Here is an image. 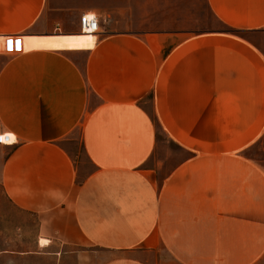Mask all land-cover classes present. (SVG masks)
Returning a JSON list of instances; mask_svg holds the SVG:
<instances>
[{
    "label": "crops",
    "instance_id": "0c3cea01",
    "mask_svg": "<svg viewBox=\"0 0 264 264\" xmlns=\"http://www.w3.org/2000/svg\"><path fill=\"white\" fill-rule=\"evenodd\" d=\"M206 4L224 28L99 13L93 42L36 46L88 10L0 0V194L36 221L0 238V264H264V0Z\"/></svg>",
    "mask_w": 264,
    "mask_h": 264
},
{
    "label": "rangeland",
    "instance_id": "374dc122",
    "mask_svg": "<svg viewBox=\"0 0 264 264\" xmlns=\"http://www.w3.org/2000/svg\"><path fill=\"white\" fill-rule=\"evenodd\" d=\"M54 5L65 7L67 12L73 10L80 14L83 10H88L97 15L102 13L110 20L111 26L118 30L141 32L181 29L198 33L224 28L212 17L206 0H54ZM65 19L68 21L69 16ZM51 40L52 37L38 39L36 46L45 45ZM72 137L74 139L71 141V147L81 155V148L77 144L78 131H75ZM249 154L264 164V129L260 139L250 147ZM15 227H21L32 237L36 228L35 218L14 208L10 201L0 194V238L10 237ZM28 233L21 235V238L26 236L28 239ZM4 245L5 242L2 246ZM4 249L7 248H0V251ZM73 254L59 253L54 256V260L46 264H75L76 258ZM29 262L36 264L35 261Z\"/></svg>",
    "mask_w": 264,
    "mask_h": 264
},
{
    "label": "built area",
    "instance_id": "2783aa9c",
    "mask_svg": "<svg viewBox=\"0 0 264 264\" xmlns=\"http://www.w3.org/2000/svg\"><path fill=\"white\" fill-rule=\"evenodd\" d=\"M99 27V18L97 14L93 12H84L79 16V31H85L87 33H96ZM10 37H0V49H9ZM0 144H11L15 140H11L9 133H0Z\"/></svg>",
    "mask_w": 264,
    "mask_h": 264
},
{
    "label": "bare ground",
    "instance_id": "6f19581e",
    "mask_svg": "<svg viewBox=\"0 0 264 264\" xmlns=\"http://www.w3.org/2000/svg\"><path fill=\"white\" fill-rule=\"evenodd\" d=\"M95 39L94 33H87L85 31H80L78 34L66 35V36H56L53 37L56 43H88L93 42Z\"/></svg>",
    "mask_w": 264,
    "mask_h": 264
},
{
    "label": "snow or ice",
    "instance_id": "6c2138e0",
    "mask_svg": "<svg viewBox=\"0 0 264 264\" xmlns=\"http://www.w3.org/2000/svg\"><path fill=\"white\" fill-rule=\"evenodd\" d=\"M9 50H11V41L9 42ZM2 139V137H0Z\"/></svg>",
    "mask_w": 264,
    "mask_h": 264
}]
</instances>
